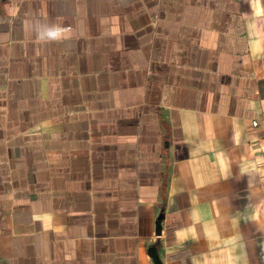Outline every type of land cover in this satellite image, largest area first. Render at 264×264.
Segmentation results:
<instances>
[{
	"label": "crops",
	"instance_id": "1",
	"mask_svg": "<svg viewBox=\"0 0 264 264\" xmlns=\"http://www.w3.org/2000/svg\"><path fill=\"white\" fill-rule=\"evenodd\" d=\"M152 255L264 264V0H0V264Z\"/></svg>",
	"mask_w": 264,
	"mask_h": 264
},
{
	"label": "clouds",
	"instance_id": "2",
	"mask_svg": "<svg viewBox=\"0 0 264 264\" xmlns=\"http://www.w3.org/2000/svg\"><path fill=\"white\" fill-rule=\"evenodd\" d=\"M38 37L41 40H61L65 37L62 27L58 24L48 25L37 29Z\"/></svg>",
	"mask_w": 264,
	"mask_h": 264
},
{
	"label": "water",
	"instance_id": "3",
	"mask_svg": "<svg viewBox=\"0 0 264 264\" xmlns=\"http://www.w3.org/2000/svg\"><path fill=\"white\" fill-rule=\"evenodd\" d=\"M160 219H161V216H160L159 220H160ZM158 226H159V224H158ZM158 228H159V227H158ZM151 257H152V259H153V261H154L155 264H161V263L159 262L157 256L152 255Z\"/></svg>",
	"mask_w": 264,
	"mask_h": 264
},
{
	"label": "built area",
	"instance_id": "4",
	"mask_svg": "<svg viewBox=\"0 0 264 264\" xmlns=\"http://www.w3.org/2000/svg\"><path fill=\"white\" fill-rule=\"evenodd\" d=\"M257 124H258L257 121H253L252 123L253 126H257Z\"/></svg>",
	"mask_w": 264,
	"mask_h": 264
}]
</instances>
